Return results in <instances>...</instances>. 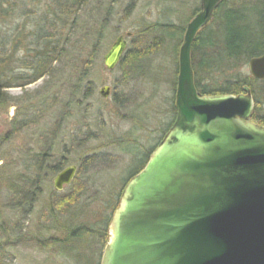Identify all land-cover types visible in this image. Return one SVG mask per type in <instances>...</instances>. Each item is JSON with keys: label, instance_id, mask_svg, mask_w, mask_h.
Segmentation results:
<instances>
[{"label": "rangeland", "instance_id": "obj_1", "mask_svg": "<svg viewBox=\"0 0 264 264\" xmlns=\"http://www.w3.org/2000/svg\"><path fill=\"white\" fill-rule=\"evenodd\" d=\"M26 1L25 11L33 12L38 1L44 6L53 0ZM85 1L80 21L103 26L99 43L93 48V41L88 43L94 60L86 76L60 68L24 89L5 91L19 100L0 108V138L5 140L0 146V222L15 230L9 236L0 233V264H100L96 237L102 222L111 217L130 173L143 165L173 122L177 40L149 48V38L138 47L128 38L127 51L145 55L126 80L122 66L109 71L103 57L120 35L156 23L186 27L200 0ZM239 76L251 78L248 63ZM104 86L109 87L106 99L98 93ZM250 90L255 120L264 116V82ZM41 155L46 156L43 169L59 162L63 168L77 167V184L55 191V174H30ZM21 175L46 181L28 189Z\"/></svg>", "mask_w": 264, "mask_h": 264}, {"label": "water", "instance_id": "obj_2", "mask_svg": "<svg viewBox=\"0 0 264 264\" xmlns=\"http://www.w3.org/2000/svg\"><path fill=\"white\" fill-rule=\"evenodd\" d=\"M221 0H200L178 52L176 117L144 168L122 191L108 226L100 264H264V126L250 121L251 90L202 96L194 85L191 50ZM131 33L103 57L113 70ZM264 80V55L248 61ZM106 99L109 87L99 90ZM53 179L61 191L75 175Z\"/></svg>", "mask_w": 264, "mask_h": 264}, {"label": "trees", "instance_id": "obj_3", "mask_svg": "<svg viewBox=\"0 0 264 264\" xmlns=\"http://www.w3.org/2000/svg\"><path fill=\"white\" fill-rule=\"evenodd\" d=\"M26 2L0 0V108L18 103L19 99L8 96L6 90L24 89L37 80L50 76L56 69L81 70L80 77L86 76L94 60V49L86 51L88 43L92 40V48L95 47L103 33V26L80 21L78 14L86 5L85 0H53L44 6L38 1L33 12L25 11ZM156 24L132 33V44L137 47L144 45L149 38L152 41L149 48H160L167 41L177 40V44H174L177 61V48L186 27ZM144 55L139 49L124 53L118 65L125 72V80L132 74V66L144 59ZM262 55L264 0H221L212 22L196 35L192 46L191 61L197 92L202 96L238 95L242 93L244 86L251 89L254 83L264 82L239 76V69L243 65ZM56 63L58 66L54 69L52 66ZM172 114L174 122L175 104L172 106ZM255 121L264 126V116L256 117ZM4 141L0 138V146ZM38 157L40 160H36L33 166L39 175L47 170L50 174H55L64 167L59 162L54 166L46 164L47 167L43 169L46 156ZM146 161H143V165ZM139 169L130 173V178ZM37 181L41 182L43 179ZM120 197L114 211L119 205ZM58 203L61 204L59 201ZM112 215L110 218L106 217L102 222L103 227L97 232L96 238L102 249L108 240V226ZM1 217L0 211V221ZM13 229L7 221L0 222L1 234H14Z\"/></svg>", "mask_w": 264, "mask_h": 264}, {"label": "flooded vegetation", "instance_id": "obj_4", "mask_svg": "<svg viewBox=\"0 0 264 264\" xmlns=\"http://www.w3.org/2000/svg\"><path fill=\"white\" fill-rule=\"evenodd\" d=\"M199 11V10H198ZM261 81H264V80H261ZM255 107V106H254ZM254 110V109H253ZM253 115H254V111L252 112V114H251V117H250V121L251 122H253V123H256L257 124V122L255 121V120H253ZM169 130V129H168ZM166 134V133H165ZM163 138V137H162ZM162 138L160 139V141H159V143L161 142V140H162ZM158 143V144H159ZM158 144L154 147V149L150 152V154H149V156H148V159H149V157H150V155H151V153L155 150V148L158 146ZM148 159H147V161H148ZM147 161L144 163V165L139 169V171H141L143 168H144V166L146 165V163H147ZM66 168V167H65ZM65 168H62L60 171H58V172H56L55 173V175H54V177L59 173V172H61L63 169H65ZM76 168V171H75V175H74V178H73V180L70 182V184L69 185H66V186H64L63 188H65V187H69V186H72V185H74V184H77L76 183V176H77V167H75ZM37 171L38 170H36L35 169V167L34 166H32L31 167V169H29V173L30 174H33V176H34V174H36L37 173ZM138 171V172H139ZM48 174L46 173L45 174V176H47ZM27 177V176H25V175H21V181H22V183H23V186H25L26 188H39L40 186L39 185H41V184H45V177H44V179H43V181H37V180H35V178L34 177ZM133 177V176H132ZM131 177V178H132ZM130 178V179H131ZM54 179V178H53ZM129 179V180H130ZM128 180V181H129ZM127 184V183H126Z\"/></svg>", "mask_w": 264, "mask_h": 264}]
</instances>
